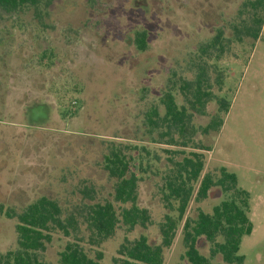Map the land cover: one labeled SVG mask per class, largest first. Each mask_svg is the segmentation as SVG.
Returning a JSON list of instances; mask_svg holds the SVG:
<instances>
[{
    "label": "rangeland",
    "instance_id": "obj_1",
    "mask_svg": "<svg viewBox=\"0 0 264 264\" xmlns=\"http://www.w3.org/2000/svg\"><path fill=\"white\" fill-rule=\"evenodd\" d=\"M243 1L52 0L40 22L33 7L0 11V252L16 248V216L42 197L57 202L62 218L76 220L70 237L55 233L40 254L49 264H56L72 240L90 257L101 252L100 264H111L124 240L146 235L157 242L166 213L161 172L172 156L166 150L190 149L159 143L158 133L145 128V113L161 109L159 99L170 85L192 78L189 62L198 46L225 29ZM137 32L146 35L142 51L135 44ZM43 51L50 56L39 63ZM217 66L224 79L221 90L213 91L229 110L217 135L195 138L211 147L203 152L204 172L223 167L248 192L253 231L242 238L238 254L243 264H264V41L232 44ZM216 110L215 103L207 105V115L196 116L194 125L204 126ZM113 146L135 162L141 155L143 166L149 165L138 175L137 192L151 221L129 231L119 225L95 247L83 216L95 203L113 202L115 180L103 169ZM223 199L213 188L207 199L192 201L186 215L194 219L197 209L211 213ZM197 247L209 257L203 238ZM183 252L179 230L164 264H188ZM212 262L222 264L219 256Z\"/></svg>",
    "mask_w": 264,
    "mask_h": 264
},
{
    "label": "trees",
    "instance_id": "obj_2",
    "mask_svg": "<svg viewBox=\"0 0 264 264\" xmlns=\"http://www.w3.org/2000/svg\"><path fill=\"white\" fill-rule=\"evenodd\" d=\"M51 2L0 0V11L12 13L33 7L36 12L33 17L40 22L39 18ZM41 6L44 8L40 9ZM259 39L264 41V0H244L227 27L218 28L210 40L198 46L195 57L189 62L192 78H181L177 86L170 85L159 99L161 109L153 107L145 113V128L148 133H158L159 143L165 141V144L190 151L166 150L172 156L167 158L161 172L159 195L166 213L158 225L157 242L151 243L146 235H139L132 241L124 240L111 258V264H164L165 252L173 245L179 230L184 249L182 257L188 264H220L212 262L218 256L222 264H243L244 256L238 254L240 244L242 238L253 231L249 217L250 196L238 188L236 176L225 168L213 173L204 172L203 152H210L211 147L196 142L195 137L217 135L223 125V116L229 110L225 98L213 91L214 87L221 90L224 79L217 62L229 53L232 44L250 42L253 46ZM145 42V32H137V49L142 51ZM49 56L43 51L38 62L48 60ZM175 89L180 102L176 99ZM210 103H215L217 110L204 126L196 127L194 118L207 115L206 107ZM140 151L144 152L145 148ZM148 168V164L143 166L141 155L135 162L120 147L113 146L104 155L103 169L115 180L113 202L88 207L83 223L89 233V245L97 247L108 240L119 225L129 231L150 224L148 210L138 205L137 192L138 175L145 174ZM213 188L225 195V199L214 206L211 213L197 209L196 217L189 218L186 213L190 203L207 199ZM114 203L121 207L117 209ZM125 205L127 207H122ZM75 228L76 220L62 218L57 202L39 198L16 216V248L0 252V264H49L41 259L40 254L52 242L53 235L61 233L68 238ZM200 238L210 244L209 257L198 250ZM102 259L101 252L96 251L90 257L78 241L72 240L58 253L56 264H100Z\"/></svg>",
    "mask_w": 264,
    "mask_h": 264
}]
</instances>
